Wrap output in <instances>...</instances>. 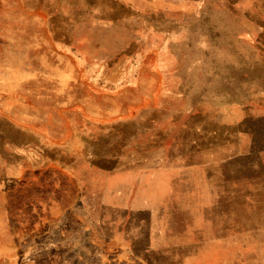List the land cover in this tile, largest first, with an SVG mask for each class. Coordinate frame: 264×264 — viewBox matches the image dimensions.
Returning <instances> with one entry per match:
<instances>
[{
	"label": "rangeland",
	"instance_id": "374dc122",
	"mask_svg": "<svg viewBox=\"0 0 264 264\" xmlns=\"http://www.w3.org/2000/svg\"><path fill=\"white\" fill-rule=\"evenodd\" d=\"M150 150L188 171L113 239L91 165ZM186 253L264 264V0H0V264Z\"/></svg>",
	"mask_w": 264,
	"mask_h": 264
},
{
	"label": "crops",
	"instance_id": "0c3cea01",
	"mask_svg": "<svg viewBox=\"0 0 264 264\" xmlns=\"http://www.w3.org/2000/svg\"><path fill=\"white\" fill-rule=\"evenodd\" d=\"M152 152L151 150L141 154L137 152L139 157L136 159L133 156L129 162H126L127 157L124 159L114 157L112 159L114 164L109 167L91 165L92 169L101 174L100 186L96 192L102 199L101 209L107 213V216L103 215L102 222L109 225L113 235L118 234L125 242L127 241L126 223H129L133 212H151L153 215V210L149 209L154 207L157 194L167 187L175 186L180 177H185L183 173L188 171L186 168L174 170V167L161 166L158 158L156 161L153 158ZM24 174L25 169L19 171L18 176ZM82 191L85 193L84 188ZM119 236L112 238L118 239ZM126 249L132 256L138 255L130 248ZM184 255L175 264H191L192 255L189 253Z\"/></svg>",
	"mask_w": 264,
	"mask_h": 264
},
{
	"label": "trees",
	"instance_id": "16d2710c",
	"mask_svg": "<svg viewBox=\"0 0 264 264\" xmlns=\"http://www.w3.org/2000/svg\"><path fill=\"white\" fill-rule=\"evenodd\" d=\"M144 259H145V261H146L147 263L152 264V263L148 262V260H147L146 258H144Z\"/></svg>",
	"mask_w": 264,
	"mask_h": 264
}]
</instances>
